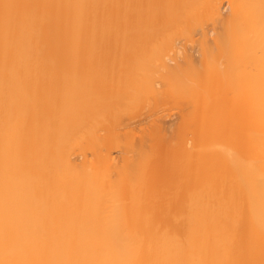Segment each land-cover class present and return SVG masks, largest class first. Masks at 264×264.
<instances>
[{
	"label": "rangeland",
	"instance_id": "374dc122",
	"mask_svg": "<svg viewBox=\"0 0 264 264\" xmlns=\"http://www.w3.org/2000/svg\"><path fill=\"white\" fill-rule=\"evenodd\" d=\"M215 3L0 0V264H91L103 243L118 264H183L200 205L225 214L241 192L234 261L264 264L244 180L263 129L222 60L239 3Z\"/></svg>",
	"mask_w": 264,
	"mask_h": 264
},
{
	"label": "bare ground",
	"instance_id": "6f19581e",
	"mask_svg": "<svg viewBox=\"0 0 264 264\" xmlns=\"http://www.w3.org/2000/svg\"><path fill=\"white\" fill-rule=\"evenodd\" d=\"M239 2L240 0H234V3L236 4ZM215 4V0H209L208 11L209 15L213 18L217 17ZM238 6V10L234 11L230 18L222 22L224 23L222 24V26H224L223 30H229L233 37V39L228 41V49L222 60L229 62L227 64L229 66L228 72L230 75H233V77L238 76L239 72L242 71L244 73L246 83L252 89L249 117L250 120H252V123L257 120L259 126L263 129V132L255 134L253 132L250 149L247 150L249 151L248 165L252 166L254 170L252 169L253 173L249 175H247L248 173L246 172L247 174L244 180L248 188L251 184L256 187L259 186L257 187V193L260 194L261 197H264V0H246V2L239 3ZM2 25L0 13V26ZM256 48L260 50L259 55L255 52ZM212 49V46H206V48L202 46V50L208 54H210ZM2 58L3 56L0 58L1 68H3L1 64L3 60ZM211 60V58L206 57V60L203 61L205 69L211 65ZM242 64H244L243 68L240 67ZM0 81L4 82V78H0ZM226 176H228L227 173L223 174L222 177ZM243 177L244 176L240 178L243 179ZM62 181L63 179L60 178L57 180V183H61ZM241 184L244 185L243 183H240V185ZM250 190L248 191L249 193ZM241 193H235V197L233 194L227 197L229 201L233 202V206H236H228L225 214H221L217 210L208 209L205 203L200 205V216L203 218V222L190 228L187 233V244L180 252L176 253V261L179 258H183V264H235L234 260L238 255L237 248L241 247L238 246V241L241 243L248 238L246 236V238L241 241V239L238 238L236 226L234 225L236 221V213L240 215V213L242 214L245 212L241 209L244 204L238 203L245 201L243 200L244 198L241 199L239 197V199L237 197L238 195L240 196ZM253 196H255V194H253ZM247 206L250 205L248 204ZM238 209H241L242 212ZM255 210H252V212H255ZM246 214H248V210ZM206 226H208V230H206ZM246 229L247 228H245V230ZM254 229V233L251 234L256 235L255 237H259L264 233L263 230L260 229L258 221L256 222ZM101 237L103 238L102 240H111V235L106 231ZM245 241L249 242L247 239ZM252 243L253 245L255 244L254 242ZM252 243L250 242L247 246H251ZM250 250L253 249L251 248ZM214 251L216 255L213 254ZM116 260L117 259L115 258L111 245L109 243H103L96 251L95 258L91 264H118Z\"/></svg>",
	"mask_w": 264,
	"mask_h": 264
}]
</instances>
